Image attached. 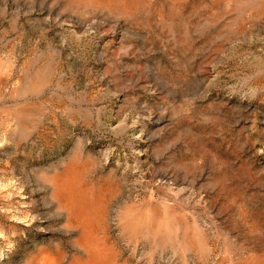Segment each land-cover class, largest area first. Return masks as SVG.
<instances>
[{
    "label": "rangeland",
    "instance_id": "obj_1",
    "mask_svg": "<svg viewBox=\"0 0 264 264\" xmlns=\"http://www.w3.org/2000/svg\"><path fill=\"white\" fill-rule=\"evenodd\" d=\"M0 264H264V0H0Z\"/></svg>",
    "mask_w": 264,
    "mask_h": 264
}]
</instances>
